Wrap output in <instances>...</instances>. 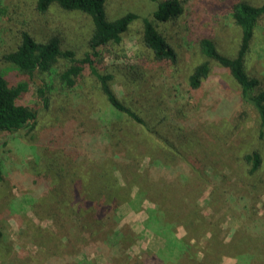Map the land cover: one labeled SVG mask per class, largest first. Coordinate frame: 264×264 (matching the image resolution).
Masks as SVG:
<instances>
[{
    "label": "rangeland",
    "instance_id": "374dc122",
    "mask_svg": "<svg viewBox=\"0 0 264 264\" xmlns=\"http://www.w3.org/2000/svg\"><path fill=\"white\" fill-rule=\"evenodd\" d=\"M230 1L238 0H188L176 20L159 25L178 48L175 63L158 62L142 45L141 19L123 36L115 59L106 58L132 66L126 77H115L113 87L149 129L109 112L91 74L75 90L57 80L47 105L42 104L38 82L29 84L19 100L38 111L36 123L15 132L0 131V264H189L173 260L169 249L164 250L166 235L159 226L164 219L178 236L185 233L181 215L212 221L214 233L225 241L241 234V219H264V138L256 110L238 102L237 82L218 64L197 90L188 91V76L202 60V35L214 37L226 54L237 50L240 32ZM156 6L153 0H106L105 5L109 18L128 11L142 18ZM0 11L3 69L8 66L3 55L15 48L22 27L38 40L57 36L64 48L79 56L88 48L92 21L83 12L53 4L40 13L34 0H1ZM246 68L264 88V15ZM131 140L135 151L128 149ZM253 150L261 162L250 172L244 156ZM73 166L75 173L90 169L104 174L112 169L122 185L115 202L107 205L98 199L78 216L73 214V184L55 177L63 178ZM135 170L142 173L137 180ZM153 209L161 212L159 221L148 226ZM94 229L98 232L92 238ZM121 234L124 242L113 246ZM209 234L190 251L191 264L215 263L201 259ZM219 259L216 264H239L232 254Z\"/></svg>",
    "mask_w": 264,
    "mask_h": 264
},
{
    "label": "trees",
    "instance_id": "16d2710c",
    "mask_svg": "<svg viewBox=\"0 0 264 264\" xmlns=\"http://www.w3.org/2000/svg\"><path fill=\"white\" fill-rule=\"evenodd\" d=\"M153 1H157V6L149 16L140 18L137 13L128 11L118 17L109 18L105 7L106 0H34L35 9L40 13H46L55 4L67 11H80L87 14L92 21L88 48L79 56L74 50L64 48L57 36L38 40L30 30L20 28L19 40L15 48L3 55L8 66L6 69L0 67V131L15 132L27 126L32 127L36 123L38 111L19 100L29 89L31 82H38L37 91L43 98L42 104L47 105L57 80L64 87L75 90L77 86L82 85V80L87 73L96 79L108 103L109 112L115 114L117 118H129L140 125L148 126L145 119L128 106L113 87L115 77L117 75L126 77V74L132 71V66L109 63L106 58L115 59L114 56L122 43L123 36L135 20L141 19L142 45L152 52L154 59L158 62H177L178 48L160 30L159 25L176 20L183 13L188 0ZM229 11L240 32L236 52L232 55L226 54L219 48L214 37L202 35L198 39L202 60L194 66L188 76V91L193 93L197 90L210 74L214 64L220 65L230 73L240 88L238 102L250 104L256 110L260 123V137L264 138V88L261 87L260 79L250 75L246 68V57L251 42L258 23L264 15V0L262 3L255 4L245 0L230 1ZM161 121L163 122L164 119ZM146 128L149 129L150 126ZM130 144L133 147L129 145L128 149L133 151L134 148L135 151L134 140H131ZM244 158L250 164V172L258 169L261 157L257 150L246 153ZM75 171L77 169L73 166V170L65 172L63 178L59 179L60 175H55L57 181L62 180L63 184H73V214L78 216L83 207L91 208L98 199H105L107 205L115 202L122 185L119 179L113 177L112 169H107L104 174L91 172L90 169H80L77 173ZM141 174L140 171L135 170L133 179L137 180ZM2 178L3 170L0 163V180ZM103 209H106V205ZM149 212L147 225L151 226L150 222L159 221L157 215L161 212L157 209ZM197 219L199 221L186 219L184 215H181L178 220L185 228L182 236L173 234L174 231L167 219L160 223L159 226L166 235L164 250L169 249L168 254L173 257V260L184 259L191 264L194 253L190 251L199 245L201 237L211 232L206 238V247L201 256L204 263L215 262L216 264L218 262L216 260L219 258L221 260L223 254H232L238 257L239 264H264V219H246V217L241 219L243 224L241 234L231 241L220 240L216 236L214 233L216 223L200 220L202 218ZM97 232L96 229L92 230L91 237L94 238ZM124 240L125 236L121 234L113 246L120 247ZM176 249L178 253L174 254ZM112 258L117 260L119 257ZM152 262L156 263L154 260Z\"/></svg>",
    "mask_w": 264,
    "mask_h": 264
}]
</instances>
